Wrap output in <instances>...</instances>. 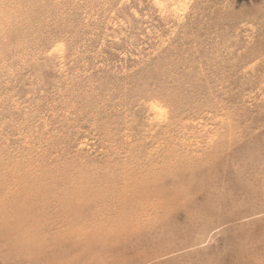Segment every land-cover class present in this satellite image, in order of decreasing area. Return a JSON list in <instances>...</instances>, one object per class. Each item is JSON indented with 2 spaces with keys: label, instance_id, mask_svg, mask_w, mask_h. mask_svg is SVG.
Segmentation results:
<instances>
[{
  "label": "rangeland",
  "instance_id": "rangeland-1",
  "mask_svg": "<svg viewBox=\"0 0 264 264\" xmlns=\"http://www.w3.org/2000/svg\"><path fill=\"white\" fill-rule=\"evenodd\" d=\"M0 264H264V0H0Z\"/></svg>",
  "mask_w": 264,
  "mask_h": 264
}]
</instances>
